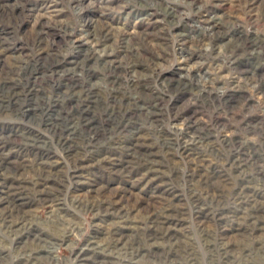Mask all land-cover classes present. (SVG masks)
I'll return each mask as SVG.
<instances>
[{"label":"rangeland","instance_id":"1","mask_svg":"<svg viewBox=\"0 0 264 264\" xmlns=\"http://www.w3.org/2000/svg\"><path fill=\"white\" fill-rule=\"evenodd\" d=\"M0 264H264V0H0Z\"/></svg>","mask_w":264,"mask_h":264},{"label":"bare ground","instance_id":"2","mask_svg":"<svg viewBox=\"0 0 264 264\" xmlns=\"http://www.w3.org/2000/svg\"><path fill=\"white\" fill-rule=\"evenodd\" d=\"M14 200H15V199H14ZM19 211H20V210H19ZM19 211H18V212H19ZM12 222H13V221H12ZM13 225H14V224H13ZM15 225H16V224H15ZM11 226H12V225H11ZM158 227H159V226H158ZM28 232H29V231H28ZM35 238H37V237H35ZM117 240H118V239H117ZM38 245H39V244H38Z\"/></svg>","mask_w":264,"mask_h":264}]
</instances>
